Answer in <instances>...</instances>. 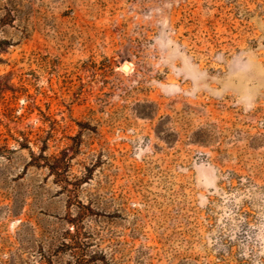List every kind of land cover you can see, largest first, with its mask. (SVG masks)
<instances>
[{
    "label": "rangeland",
    "instance_id": "rangeland-1",
    "mask_svg": "<svg viewBox=\"0 0 264 264\" xmlns=\"http://www.w3.org/2000/svg\"><path fill=\"white\" fill-rule=\"evenodd\" d=\"M0 264H264V0H0Z\"/></svg>",
    "mask_w": 264,
    "mask_h": 264
},
{
    "label": "bare ground",
    "instance_id": "bare-ground-1",
    "mask_svg": "<svg viewBox=\"0 0 264 264\" xmlns=\"http://www.w3.org/2000/svg\"><path fill=\"white\" fill-rule=\"evenodd\" d=\"M123 70H124V71H129V70H130V64L126 63V64L123 66Z\"/></svg>",
    "mask_w": 264,
    "mask_h": 264
},
{
    "label": "trees",
    "instance_id": "trees-1",
    "mask_svg": "<svg viewBox=\"0 0 264 264\" xmlns=\"http://www.w3.org/2000/svg\"><path fill=\"white\" fill-rule=\"evenodd\" d=\"M21 144V143H20ZM22 145V144H21ZM23 146V145H22Z\"/></svg>",
    "mask_w": 264,
    "mask_h": 264
}]
</instances>
